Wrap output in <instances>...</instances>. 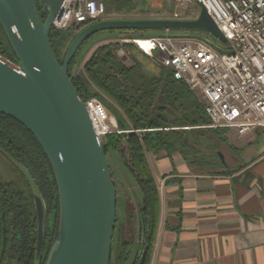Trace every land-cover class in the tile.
Returning <instances> with one entry per match:
<instances>
[{"label": "trees", "instance_id": "trees-1", "mask_svg": "<svg viewBox=\"0 0 264 264\" xmlns=\"http://www.w3.org/2000/svg\"><path fill=\"white\" fill-rule=\"evenodd\" d=\"M100 1L105 13L116 14L114 18L131 19L132 15L150 11L167 14L172 11L171 0H163L162 6L154 10L149 0ZM39 13L44 20L46 13L40 10ZM83 27L71 24L66 29L51 28L49 40L59 63L70 42ZM170 31L174 34L201 35L198 30ZM156 32V29L99 31L82 43L68 65L70 71L83 48L85 51L80 63L91 46L107 40L93 49L72 78V83L82 100L97 98L114 116L121 132L106 134L101 142L106 153L110 149L118 153L135 187L142 193L135 206L134 222L138 237L135 244L132 240L122 239L117 197L109 264L113 262V248H116L117 264H127L131 253L130 264H138L143 250L142 264L149 261L160 203L146 153H163L168 158L177 153L190 166L226 174L239 172L253 160L228 167L219 156L220 145H227L228 129L208 126L211 119L205 112L204 103L183 80L174 77L169 67L154 64L131 41H120L123 38L158 35L153 34ZM138 34L141 36H136ZM120 49L130 64L121 59L118 54ZM0 56L18 64L1 26ZM229 148L239 153L233 146ZM13 161L27 170L46 203L44 242L38 263L44 264L49 248L57 238L59 205L53 172L42 148L28 129L16 119L0 113V264H34L37 219L33 196L25 177ZM246 171L250 169L243 172ZM110 173L116 188L111 166Z\"/></svg>", "mask_w": 264, "mask_h": 264}, {"label": "water", "instance_id": "water-1", "mask_svg": "<svg viewBox=\"0 0 264 264\" xmlns=\"http://www.w3.org/2000/svg\"><path fill=\"white\" fill-rule=\"evenodd\" d=\"M39 1L46 13L44 20L35 0H0V26L18 61L15 66L0 56V113L28 129L53 172L59 205L57 238L44 264H109L116 225V188L101 138L72 83L85 48L70 71L69 62L85 40L103 30H198L221 43L226 38L198 3V15L191 19L107 18L92 22L78 31L59 63L49 33L61 0ZM118 54L126 61L122 51ZM219 156L224 159L220 152ZM13 163L33 196L37 219L34 264H38L44 242L46 203L27 170ZM144 252L138 264H142Z\"/></svg>", "mask_w": 264, "mask_h": 264}, {"label": "built area", "instance_id": "built-area-1", "mask_svg": "<svg viewBox=\"0 0 264 264\" xmlns=\"http://www.w3.org/2000/svg\"><path fill=\"white\" fill-rule=\"evenodd\" d=\"M192 1L204 6L225 43L209 42L202 34L169 31L121 41L131 40L169 67L192 92L200 93L211 119L209 127L226 128L239 136L264 129V0ZM104 14L100 0H61L52 28L84 26L104 19ZM140 41L146 42L147 48ZM83 101L100 138L121 132L114 116L97 98Z\"/></svg>", "mask_w": 264, "mask_h": 264}, {"label": "crops", "instance_id": "crops-1", "mask_svg": "<svg viewBox=\"0 0 264 264\" xmlns=\"http://www.w3.org/2000/svg\"><path fill=\"white\" fill-rule=\"evenodd\" d=\"M146 158L160 203L147 264H264V147L233 174L194 168L177 153Z\"/></svg>", "mask_w": 264, "mask_h": 264}, {"label": "rangeland", "instance_id": "rangeland-1", "mask_svg": "<svg viewBox=\"0 0 264 264\" xmlns=\"http://www.w3.org/2000/svg\"><path fill=\"white\" fill-rule=\"evenodd\" d=\"M149 1H150L151 8L153 10L161 7L162 2H163V0H149ZM171 1H172V11L170 14L157 13L154 11H150L144 14L132 15L131 17L133 18H174V16L176 15L177 18L191 19V18H195L198 15L199 6L198 4L193 3L192 0H171ZM114 17H116V14H113V13H105L103 16L104 19L114 18ZM163 32H164L163 29H158L157 32L153 34H159ZM201 34L204 37H207L210 40L214 41L215 43L218 42L216 39H214L212 36L206 33L201 32ZM136 36H141V35L138 34ZM128 41H131V40H128ZM105 42H107V40H101L95 43L93 46H91V48L85 53L83 60L79 64V68H78L79 70L82 68L83 62L89 56V54L93 51V49H95V47ZM119 51H122L124 54V51L122 49H120ZM150 58L152 59V62L154 64L164 66L158 59H154L153 57H150ZM126 62L130 64V61L127 59H126ZM194 93L201 100V102L204 103V99L202 95L197 92H194ZM250 134L248 133L246 135L239 136L235 134L233 131H229V130L227 131L226 133L227 145L221 144L220 151L228 167L233 168V167L241 165L242 163L250 160L249 157L253 155V152H258L261 149H263L264 129L253 130L252 132H250ZM257 136H259L257 141L251 144L252 147L250 146L251 147L250 151L252 152H250L248 156L240 155L242 150H244V148H246L249 143L256 140ZM228 145L233 146L234 148L238 149L239 153L238 154L234 153L229 148ZM106 157H107L108 163L111 166V169L113 172V178L116 183V191H117V197H118L117 212L119 216V223L121 224L122 239L132 240L135 244L138 239L136 223L134 222L135 221V218H134L135 206H136L137 201L141 200L142 193L138 188L135 187L132 177L130 176L127 169L125 168L122 162V159L120 158L118 153L110 149L106 153ZM192 167L197 168L195 166H192ZM219 169L223 170V168H219ZM132 257H133V254L131 253V256L129 257L127 264H130ZM112 264H117L116 248H113Z\"/></svg>", "mask_w": 264, "mask_h": 264}, {"label": "flooded vegetation", "instance_id": "flooded-vegetation-1", "mask_svg": "<svg viewBox=\"0 0 264 264\" xmlns=\"http://www.w3.org/2000/svg\"><path fill=\"white\" fill-rule=\"evenodd\" d=\"M35 2H36V5L38 6L39 10H40L41 12L44 13V11L41 9L40 1H39V0H35ZM89 24H90V23H89ZM87 25H88V24H85L84 27L87 26ZM141 239H142V238H140V241H141Z\"/></svg>", "mask_w": 264, "mask_h": 264}, {"label": "bare ground", "instance_id": "bare-ground-1", "mask_svg": "<svg viewBox=\"0 0 264 264\" xmlns=\"http://www.w3.org/2000/svg\"><path fill=\"white\" fill-rule=\"evenodd\" d=\"M139 43H140L143 47L147 48V47H146V45H147L146 42L140 41Z\"/></svg>", "mask_w": 264, "mask_h": 264}]
</instances>
